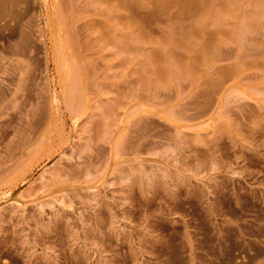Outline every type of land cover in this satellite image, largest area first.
<instances>
[{"label": "rangeland", "instance_id": "rangeland-1", "mask_svg": "<svg viewBox=\"0 0 264 264\" xmlns=\"http://www.w3.org/2000/svg\"><path fill=\"white\" fill-rule=\"evenodd\" d=\"M30 4L0 41V264H264V0Z\"/></svg>", "mask_w": 264, "mask_h": 264}, {"label": "bare ground", "instance_id": "bare-ground-1", "mask_svg": "<svg viewBox=\"0 0 264 264\" xmlns=\"http://www.w3.org/2000/svg\"><path fill=\"white\" fill-rule=\"evenodd\" d=\"M19 3L26 6V11H29L32 6L30 0H20V2L19 0H0V41H4L7 38L6 36L10 37L17 30L19 26L18 17L21 16L23 10ZM59 43L61 44V41Z\"/></svg>", "mask_w": 264, "mask_h": 264}]
</instances>
